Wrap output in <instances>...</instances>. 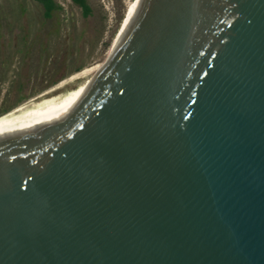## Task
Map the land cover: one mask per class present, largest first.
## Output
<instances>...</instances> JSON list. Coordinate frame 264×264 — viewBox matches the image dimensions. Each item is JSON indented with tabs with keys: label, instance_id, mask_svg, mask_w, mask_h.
Returning <instances> with one entry per match:
<instances>
[{
	"label": "water",
	"instance_id": "1",
	"mask_svg": "<svg viewBox=\"0 0 264 264\" xmlns=\"http://www.w3.org/2000/svg\"><path fill=\"white\" fill-rule=\"evenodd\" d=\"M137 4L0 131V264H264V0Z\"/></svg>",
	"mask_w": 264,
	"mask_h": 264
},
{
	"label": "rangeland",
	"instance_id": "2",
	"mask_svg": "<svg viewBox=\"0 0 264 264\" xmlns=\"http://www.w3.org/2000/svg\"><path fill=\"white\" fill-rule=\"evenodd\" d=\"M55 1L46 19L35 0H0V118L36 110L98 73L137 0H88V17L71 0Z\"/></svg>",
	"mask_w": 264,
	"mask_h": 264
},
{
	"label": "bare ground",
	"instance_id": "3",
	"mask_svg": "<svg viewBox=\"0 0 264 264\" xmlns=\"http://www.w3.org/2000/svg\"><path fill=\"white\" fill-rule=\"evenodd\" d=\"M138 3V0L136 1V3H135V6L133 7V9H132V11H131V13L129 14V16H128V18H127V21H126V23H125V25H124V28H123V30H122V32H121V34H120V39H119V41H118V44H119V42L121 41V39H122V37H123V34H124V31H125V29H126V27L129 25V23L131 22V19L133 18V16H134V14H135V12H136V9H137V4ZM117 44V45H118ZM109 60V59H108ZM108 60H107V62H108ZM106 62V63H107ZM106 65V64H105ZM105 67V66H104ZM103 67V68H104ZM98 69H96L98 72L99 71H101V70H103V68H101V67H97ZM91 72V70L90 71H86V72H84V74H83V76H85L86 77V75H88L89 73ZM92 76V75H91ZM76 79V78H75ZM88 79V78H87ZM72 80V79H71ZM20 109H18V110H16L15 112H13V113H11V114H9L8 116H6V117H3V118H0V131L2 130V129H4V128H6L7 126H9V125H11L12 123H14V122H16L17 120H19V119H21L22 117H24V116H26V115H28L29 113H31V112H33V111H31V112H26V113H23V109L21 108V107H19ZM38 109V108H37ZM18 112H20L21 114L20 115H17V116H15V114L16 113H18Z\"/></svg>",
	"mask_w": 264,
	"mask_h": 264
},
{
	"label": "trees",
	"instance_id": "4",
	"mask_svg": "<svg viewBox=\"0 0 264 264\" xmlns=\"http://www.w3.org/2000/svg\"><path fill=\"white\" fill-rule=\"evenodd\" d=\"M35 1L43 6L44 9L43 15L46 19L52 18L54 12L59 9V5L56 3L55 0H35ZM71 1L82 9L84 17H88L91 14V7L88 3V0H71Z\"/></svg>",
	"mask_w": 264,
	"mask_h": 264
}]
</instances>
